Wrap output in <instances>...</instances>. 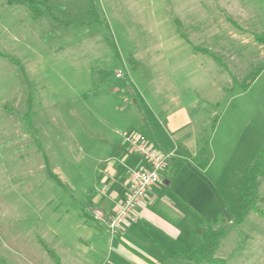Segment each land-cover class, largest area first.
Listing matches in <instances>:
<instances>
[{"label": "rangeland", "instance_id": "rangeland-1", "mask_svg": "<svg viewBox=\"0 0 264 264\" xmlns=\"http://www.w3.org/2000/svg\"><path fill=\"white\" fill-rule=\"evenodd\" d=\"M46 5L61 22L55 29L0 0V53L19 63L0 56V264H55L46 247L61 264H162L149 245L112 236L93 211L102 210L96 186L121 134L147 136L146 123L163 127L173 110H186L187 129L205 144L200 159L194 145L168 163L162 193L170 208L184 198L186 218L183 240L159 235L164 252H188L206 221L225 232L211 257L264 264V218L233 222L264 141V0ZM257 194L264 198V179ZM165 212L157 213L166 220Z\"/></svg>", "mask_w": 264, "mask_h": 264}, {"label": "crops", "instance_id": "crops-1", "mask_svg": "<svg viewBox=\"0 0 264 264\" xmlns=\"http://www.w3.org/2000/svg\"><path fill=\"white\" fill-rule=\"evenodd\" d=\"M172 112H169L167 114L169 116L166 117L165 123H163V127H161L160 125L154 127L150 123H146L147 132L149 133L146 134L147 137L151 140L154 145L157 146V148L161 149V151H164L166 153L172 151L170 149V141L171 144H174L175 148L173 149L176 150L174 151V153L176 152V155H179L180 159L186 158L185 156L190 152L191 146L196 145V150L194 152L195 154L193 156L197 159H200V151L201 149H203L201 146L205 144L203 136L197 135V133L193 132V130L189 131V129H187V127L189 128L191 126V122L186 110H180L173 113ZM175 133H178V135L174 136L173 134ZM117 147L115 148V153H117L115 155L110 156L106 160L108 161V166L105 167H107L106 170L108 172L105 171L103 173L102 178L99 181V185L97 184L96 186V189L100 190L101 194H106V196L102 198L104 199V202H102V199L97 201V197L94 198L96 202H99V204H101V209L105 213V215H107V217L111 215L113 208L110 198L115 196H122L123 189L121 187V183L124 180V170L121 167L118 168V164L109 162L111 157L115 156L118 158V160H120V163H123L126 166H130L133 168L143 166L142 162L139 160L138 157L125 153L122 146L120 148ZM170 166H172V162L169 166L167 165V167L163 170V182L150 188L145 194V197L142 199L141 203H139L134 208V224L130 225V222L124 224L122 226L121 232L119 233V236L124 238V240L127 242V239H129L134 243L138 242L139 244L142 243L149 245L150 247L148 249H153L155 256L161 255V257H163V260H161L162 264L166 259H168L166 258V256L171 257L177 254H184L178 253L175 250L174 252L169 254L165 253L164 248L162 246L165 247L166 244L163 245L161 240L158 239L160 235L161 237H164L166 239L173 238L174 242L183 240V229L181 227L183 224H181V222L184 221L186 215L183 212V208L185 207L183 206V204H181L182 197L180 199H175L178 204H176L175 202L174 207L170 208L168 204L171 205L172 202L170 200L168 201V198H166V196H163L162 193L164 191V187L168 188L171 186L170 183L172 181L170 179ZM195 192L196 191H193L192 193ZM185 205L187 207L189 206L188 204ZM160 209H163L166 212L170 213V215H168L165 212V214H167V219L165 218L166 220L161 219L158 216L157 212ZM171 213L173 214L171 215ZM171 222L175 223V228L168 224ZM148 231L153 232V234L156 236H150ZM157 239L159 241L158 243ZM171 246L176 247L175 244L167 245L168 248ZM147 256L149 257L150 255ZM147 259V261H150L149 258Z\"/></svg>", "mask_w": 264, "mask_h": 264}, {"label": "built area", "instance_id": "built-area-1", "mask_svg": "<svg viewBox=\"0 0 264 264\" xmlns=\"http://www.w3.org/2000/svg\"><path fill=\"white\" fill-rule=\"evenodd\" d=\"M121 146L127 154L138 157L143 166H126L115 156L109 161L124 170V180L121 183L123 193L122 196L110 198L113 208L109 217L102 210L96 209L93 211V218L103 223L112 236L119 234L124 224L134 220V208L141 203L150 188L163 182V170L174 157V152L161 151L147 136L134 130L121 134Z\"/></svg>", "mask_w": 264, "mask_h": 264}, {"label": "trees", "instance_id": "trees-1", "mask_svg": "<svg viewBox=\"0 0 264 264\" xmlns=\"http://www.w3.org/2000/svg\"><path fill=\"white\" fill-rule=\"evenodd\" d=\"M1 1L8 6H24L29 11L30 16L33 19L45 20L51 25L53 29H55L61 23L46 5V0ZM194 52H198V50L195 48ZM0 56L8 59L12 64H19L18 62L13 61L14 59L4 56L1 53ZM21 71H23L22 68ZM202 163L207 166L209 163V158L207 161ZM260 179H264V141L261 150L256 153L253 162L248 167L247 185L241 194L244 206L242 212L239 215L233 217V222L235 224H242L250 212H254L260 217L264 218V198H258L257 194L258 181ZM203 226V232L198 237L193 236L194 245L192 248L184 254L174 255L172 258L184 259L194 264H226L224 259L211 257V252L215 248L217 240L224 236L225 232L221 229H214L210 222L204 221ZM45 251L47 255H49V257L55 262V264H61L59 257L52 250L46 247Z\"/></svg>", "mask_w": 264, "mask_h": 264}]
</instances>
